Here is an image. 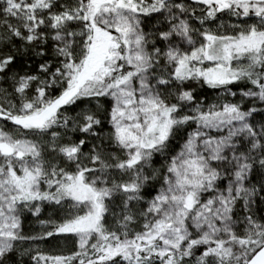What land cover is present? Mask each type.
I'll use <instances>...</instances> for the list:
<instances>
[{
  "label": "snow or ice",
  "instance_id": "1",
  "mask_svg": "<svg viewBox=\"0 0 264 264\" xmlns=\"http://www.w3.org/2000/svg\"><path fill=\"white\" fill-rule=\"evenodd\" d=\"M0 264H264V0H0Z\"/></svg>",
  "mask_w": 264,
  "mask_h": 264
}]
</instances>
